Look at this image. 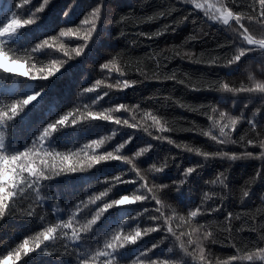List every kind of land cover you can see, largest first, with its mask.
I'll list each match as a JSON object with an SVG mask.
<instances>
[{"label": "trees", "instance_id": "obj_1", "mask_svg": "<svg viewBox=\"0 0 264 264\" xmlns=\"http://www.w3.org/2000/svg\"><path fill=\"white\" fill-rule=\"evenodd\" d=\"M14 2L18 3L20 0H0V17H3L5 13L11 15L8 11L10 8L13 11L16 10ZM42 2L43 0H31L27 7L34 11ZM225 2L233 11L242 12L248 10L250 0H236L235 4L231 0H225ZM97 3L99 0H52L45 11L39 14V25H33L20 38L16 47L23 51L47 36H58L60 28H76ZM104 3L106 8L102 15V31L94 45L91 46V50L82 57L71 59L69 64L61 69L62 75L52 78L50 82H42L49 87L51 115L47 110L42 114H32L30 127L25 128L24 125H20L14 129L13 146H19L23 150V145L30 138L32 131L40 128L42 123L54 120L77 106H81V112L86 115L82 105L90 101L87 96L81 97L79 93L82 88L91 86L97 79L103 81L99 91L101 93L109 91L110 95L89 110L100 111L120 103L130 108L133 105H139L138 109L130 112L122 111L112 114L129 119L130 122L142 127H148L152 136L169 137L175 143L169 144L167 140L163 142L153 140L142 130L122 128L114 139L101 147H87L91 140H99L111 135L115 126L106 121H96L83 128H76L74 131L69 129L67 133L58 134L56 151L62 154H68L69 150L72 153H78L72 156V160L77 167H80L82 162L85 170L76 173L65 172L47 181L48 187L45 192L49 199L42 206L35 203V196L32 194L12 204L5 217L0 219V260L7 255L8 251L17 248L26 238L29 240V246L35 247L38 234L44 228L58 222L59 219L67 220L71 212L75 211V204L81 200L87 201L88 197L99 196L101 192L111 188L107 196L96 201V205H90L94 213L96 206L103 207L104 203L119 199L121 195L145 194L143 189L137 191L144 181L138 180L135 172L130 171L131 165H126L121 161H107L88 168L87 158L91 155H103L106 152L133 157V154L139 148L145 147L147 143H152L154 148L146 155L135 158L134 163L146 178L149 186H155L153 194L162 201V211L165 216L171 217L170 224L176 230L177 235L181 232H191L193 228L198 229V235L192 236L194 241L192 245H187L186 236L182 237L189 252L198 257L197 244H199L204 249L206 264H221L230 256L238 254L231 246L232 244L242 249L245 245L248 248L254 245L264 246V244H256L259 237L264 235V178H257L255 175L258 168L264 169V162L258 159H242L235 162L212 159L205 162L202 157L187 151L188 148H200L210 153L226 151L239 155L245 150L240 144L221 145L203 135L205 132L218 135V129L212 128V121L202 114L204 112L224 124L229 120L227 118L220 120L221 111L225 112L227 117H234L240 116L243 109L247 119H254L258 122L257 132L260 136H256L246 120L238 123L234 131L230 128L225 130L231 131L232 139L235 140H239L241 136H245L246 140L257 141L264 138V111L253 117L256 108L264 109V101L256 95L234 94L220 90L225 83L230 87L239 88L242 82L247 86H251L256 81L264 82V53H251L242 58L238 65L225 67L228 59L236 52L232 46L233 31L210 21L204 15L203 10H194L192 5L177 3L176 0H104ZM201 3L212 11L210 5L219 6L220 0H201ZM166 10L171 11V15L147 22L149 15H157ZM63 11H70L71 23L64 22ZM122 16L127 17L123 22L120 21ZM185 16L188 17L187 20L183 19ZM21 18L24 19L27 16H21ZM244 22L257 37L264 35V32H261L257 26L248 25L246 20ZM169 24L173 25L175 31L171 28L164 31L165 26ZM232 28H236L234 22ZM85 30L86 26L81 27L82 32ZM158 31L164 34L152 39L148 38V35ZM139 33L148 35L141 36ZM192 36L196 39H191ZM56 43L64 44L65 51L74 56L72 50L77 44H82V41L60 37ZM185 53H192V58H186ZM212 58H215L217 63L210 66L208 61ZM51 59L62 61L67 57L63 53L38 54L37 57L21 58V63L24 64L25 69L33 63L37 68L47 67ZM109 60L117 63L123 75L115 71L111 75L107 71L101 72L99 65ZM40 61L44 63L41 64ZM173 74H175V80L164 79L165 76ZM7 75L0 73V93L13 95L17 90H26L28 81L25 77H18L16 83L12 84L4 82ZM249 75L254 78L252 81H249ZM125 79L137 83L123 91L107 88L108 84L116 85L118 81L122 83ZM180 80L184 83H179ZM192 88L203 90L193 91ZM180 104L185 107H180ZM245 104L248 105L246 109ZM212 108H216L217 111L212 112ZM151 115H156L165 128H172L174 131L161 133L153 126ZM133 132L135 133L133 141L120 153H116L114 151L116 146ZM177 144L180 147H176ZM247 150L254 154H259L261 151L259 147L251 146ZM44 158L49 160L50 165L59 166V157ZM164 162H167L169 167L163 173L154 174L149 170L153 163L160 167ZM197 163L203 166L192 174L186 185L180 189L184 193L180 199L176 197L175 186L159 187L160 185H172L174 181L178 184L184 178L182 176L184 169ZM221 172L228 176L226 188L208 183ZM121 173L126 174L121 176ZM46 174L53 175L52 172ZM115 176H121L124 181L135 180L136 183L116 184L112 181ZM244 190L250 192L249 197H243ZM204 193H208L211 197L202 206L205 214L189 220V211L201 204ZM221 197L223 204L220 211L208 214L209 208H215L221 203ZM54 207L60 211L54 212ZM157 207L160 206L151 199L128 206H114L98 222L97 237L101 243L97 244V237H92L83 246L101 247L105 238L110 240L117 232L121 235L134 234L137 226L141 231L155 227L157 222L149 220L148 217L159 215L155 211ZM145 208L149 211L139 220H129L130 216H136L137 212H142ZM33 209L35 214L29 216L27 213ZM229 212L233 214V217H238L230 221V232L225 231L228 227L225 217ZM42 216L44 220L40 219ZM252 217L255 219L253 220ZM89 218H91L90 215L78 216L79 223L75 226L79 228ZM125 221L129 223L125 224ZM160 223L163 224V221ZM253 227L255 231L252 230ZM205 233H211V239H203ZM164 236V232H153L144 236L137 245L128 246L120 264H132L133 259L138 255L137 249H146L153 243L159 242ZM45 244L48 245L46 252L51 254L33 252L24 257L22 253V261H18L17 264H76L75 255L66 254V248L69 252L72 251V245L67 241L57 240L45 242ZM168 247H173L174 252L163 255ZM156 257L169 259L170 264L172 262L201 264L198 259L193 260L192 257L185 256L176 248L173 238L166 240L155 251L153 258ZM234 264H248V262L239 261ZM257 264L261 262L257 261Z\"/></svg>", "mask_w": 264, "mask_h": 264}, {"label": "snow or ice", "instance_id": "obj_2", "mask_svg": "<svg viewBox=\"0 0 264 264\" xmlns=\"http://www.w3.org/2000/svg\"><path fill=\"white\" fill-rule=\"evenodd\" d=\"M52 2V0H43L39 7L35 8L34 11L27 7L30 5L31 0H20V2H14L13 11L11 8L8 10L11 15L5 13L3 17H0V73L3 74H12L7 75L5 83L11 82L15 84L18 77H25L28 81L26 85V90H17L13 95H7L6 93H0V219L4 218L7 210L12 207L18 199L27 198L29 194L35 196V203L38 205H44L47 203L49 197L45 192V189L48 187L46 184L47 181H50L54 176H60L65 172L76 173L78 171H84L83 163L81 166L77 167L76 163L73 162L72 156L78 153H72L69 150L68 154H62L59 151H56L57 136L61 133H67L69 129L73 131L76 128H83L86 125L95 123L96 121H106L110 122L115 127L112 129L111 135L102 137L101 139H93L90 141L87 147L95 146L96 148L101 147L103 144L107 143L109 140L114 139L122 128L142 130L152 137L153 140L161 141L167 140L169 144L175 143L171 138L164 137L162 135L152 136V133L149 131L148 127H142L141 125L130 122L129 119L121 118L120 116L113 115L112 113L119 112H130L133 109H138L139 105H133L131 108L124 104H116L112 108L103 109L100 111H92L90 108L99 105L100 102L110 95L109 91H99L103 83L102 80L97 79L91 86L84 87L81 89L79 95L81 97L87 96L90 103L82 105L86 115L81 112V106H77L71 111L61 114L58 118L54 120H49L47 123H42L40 128H36L31 132L30 138L23 145V150L19 146H13L15 141V132L14 129L20 125H24L25 128L30 127L31 116L34 113H43L45 110L48 111L49 115L52 113V109L49 107L51 101L49 99V87L46 83L58 75H62L61 69L69 64L71 59L75 57H82L86 52L91 50V46L94 45L96 38H98L100 32L102 31V15L105 11L104 0H99V3L85 16L84 19L80 21V25L76 28L66 27L60 28L58 36H47L46 38L35 43L30 48H25L23 51H20L16 45L19 43V40L24 36L28 30L32 28L33 25H39L40 22V13H43L47 6ZM177 3L181 4H190L193 6L194 10H203L204 15L213 23H219L233 31L234 41L233 47L236 49L235 54L228 59L225 67H231L232 65H238L242 58H245L251 53L259 52L264 53V35L257 37L250 31V27L246 26L245 20L248 22V25L257 26L261 32H264V0H250L248 3V10L242 12H235L225 0H220L219 6L212 5V11H209L206 8L205 4L201 3V0H176ZM233 4L236 3V0H231ZM239 7V5H237ZM174 10V9H173ZM27 16V18L22 19L21 16ZM171 15V11H163L157 15H149L147 17V22L158 20L161 17ZM64 22L66 24L71 23L70 11H63ZM127 19L126 16H122L120 21L123 22ZM187 20L188 17L183 18ZM233 22L236 25V28H232ZM86 26L85 31H81V27ZM169 28L172 31H175V28L172 24L166 25L164 31L166 32ZM164 32L158 31L152 35L145 33H139V35L144 36L148 35L149 39L163 35ZM123 35V33H121ZM73 38L75 40L82 41V44H77V46L72 50L74 56L70 55L65 51L64 44H57L56 41L58 38ZM191 39H196L195 36H192ZM10 53L12 55H10ZM49 53H63L67 59L58 60L51 59L47 67L37 68L36 64L33 63L30 67L22 69V67H15L14 65L21 64V58H27L29 56L37 57L38 54H49ZM192 53H185L184 56L188 59L192 58ZM43 64V61H40ZM209 65H215L217 63L215 58H212L208 61ZM101 72L107 71L109 75L112 72H117L119 75H123L120 72V69L117 67V63L109 60L107 62L101 63L99 65ZM159 78V77H157ZM164 79L175 80V74L171 76H165ZM249 81H252L254 78L249 75ZM135 81L130 82L125 79L121 82H117L116 85L108 84V89H117L119 91L126 90L130 87L135 86ZM179 83L183 84L184 81L180 80ZM193 91H199L203 89L192 88ZM221 91L231 92L234 94L237 93H247L250 96L256 95L262 101H264V82L256 81L251 86L241 84V87L235 88L230 87L229 84L225 83L221 86ZM94 94V95H89ZM180 107H185V105L180 104ZM247 104L244 105L246 109ZM212 112H216V108L211 109ZM264 109L258 107L253 112V117L260 114ZM207 116L208 120L212 121V128L218 129V135L212 134L211 132H205L203 135L209 137L212 141L221 144H240L244 147V152L241 154L229 153L226 151H220L215 153H210L207 151H202L200 148H188L187 151L193 153L194 155L200 156L206 162L212 159H225L231 162L242 159H258L264 162V138L257 140L247 139L245 136H241L239 140L232 139L231 131H226V128H230L232 131L236 129L238 123L245 121L250 125L251 130L256 133V136L259 137L260 133L257 132L258 122L254 119H247L244 110H241L240 116L227 117L226 113L221 111L219 113L220 120H229L228 123L221 124L219 120H215L212 115L207 112L202 113ZM151 120L153 126L158 128L161 133L164 131L172 132L174 129L165 128L161 124L160 118L156 115H151ZM167 123V121H165ZM135 133L127 135L122 143H119L114 151L120 153L121 150L131 143L134 139ZM259 147L261 151L259 154H254L247 150V148ZM176 147H180L179 144ZM154 148L152 143H147L145 147L139 148L133 154V157H129L122 154L114 155L113 152H106L103 155H91L88 156L87 167L91 168L93 165H99L102 162L107 161H121L126 165H131L130 171L135 172L136 177L144 183L139 185L137 191L141 189L145 190L143 195H121L119 199H113L111 202L104 203L103 207L96 206L94 213L90 208V205H96V201L101 200L102 197L108 195V192L111 191V188L107 189L104 192H101L99 196H90L87 201H79L75 204V211L71 212L67 220L59 219L58 222L44 228L37 236L35 241V247L29 246V240L26 238L21 244L13 251H8L7 255L0 260V264H17L18 261H22V253L24 257H27L33 252H38L42 254H51L47 253L46 249L48 247L45 242H55L57 240L67 241L72 245V251L69 252L66 248V254L75 255L76 264H120V260L124 258L125 252L128 246L137 245L144 236L149 235L153 232H164L165 236L157 243H153L150 247L139 250L137 249L138 255L133 259L132 264H170L169 259H161L160 257L153 258L155 251L161 247L166 240L173 238L176 243V248L184 253L185 256L192 257L193 260L201 262V264H206L204 249L197 244L199 249V255H195L192 252L188 251V247L185 245V241L182 237H187V245H192L194 243L192 236L194 234L198 235V229L193 228L191 232L184 233L181 232L180 235H177L176 230L171 226L170 220L171 217L165 216L162 211L163 203L160 199L153 194V187H150L146 178L141 174L139 168L136 167L134 163L135 158L142 157L149 153L150 150ZM52 158L55 159L59 157V166L55 164H49V160L45 159ZM203 164L197 163L196 165L189 166L184 169L181 179L178 184L173 182L172 185H160V188H168L175 186L176 197L180 199L184 193L180 189L186 185L188 179L192 174L196 173ZM169 167L167 162H164L160 167H157L155 163L150 165V171L154 174L163 173L166 168ZM47 172H52L53 175H47ZM126 173H121L125 175ZM257 178H264V169L258 168L255 173ZM121 176H115L112 178V181H115L116 184L120 183H136L133 181H124L121 179ZM228 176L221 172L217 177L208 183L218 184L223 187H227ZM110 182V181H106ZM152 194V195H149ZM250 192L248 190L243 191V197H249ZM149 199L154 200L157 205L155 211L159 215L149 216V220L157 222L155 227H149L144 231H141L139 226L136 227L134 234L121 235L117 232L111 237V239L105 238L103 240L101 247L91 248L85 245V242L91 239L92 237H97L98 222L105 217V214L108 213L110 209H113L114 206H128L136 204L137 202L148 201ZM211 197L208 193H204L201 204L196 206L194 210H190L188 213L189 220L198 217V215L205 214L203 209V204L207 202ZM223 204V198L221 197V203L215 208H209L207 210L208 214L220 211ZM54 212H59L60 209L53 208ZM148 209H143L142 212H137L136 216L129 217V220H139L142 216L148 213ZM29 216L35 214V210H30L27 213ZM91 218L86 219L84 223L80 225L79 228L75 224L79 223L78 216H88ZM234 218L233 214L229 212L225 217V221L228 222V227L225 231L231 229L230 221ZM41 220L45 218L40 217ZM184 219V217H180ZM254 220L255 218L252 217ZM163 221V224L160 223ZM129 221H125V224H128ZM255 231V227L252 228ZM211 233H205L203 239H211ZM171 242V241H170ZM214 242V241H213ZM96 243L100 244V239L97 237ZM256 244H264V235H261L256 242ZM44 247H41V246ZM83 246V247H82ZM236 249L237 255L230 256L227 260L222 261L221 264H234V262L247 261L248 264H257V261L264 264V246H253L248 248L247 245L244 246V249L237 247L236 244L231 245ZM246 249V250H245ZM174 252L173 247H168L166 253L163 255L171 254ZM183 259V258H182ZM176 264V262H172Z\"/></svg>", "mask_w": 264, "mask_h": 264}, {"label": "rangeland", "instance_id": "obj_3", "mask_svg": "<svg viewBox=\"0 0 264 264\" xmlns=\"http://www.w3.org/2000/svg\"><path fill=\"white\" fill-rule=\"evenodd\" d=\"M210 6H212V5H210ZM15 67H22V69H25V67H24V64L23 63H21L20 65H14Z\"/></svg>", "mask_w": 264, "mask_h": 264}]
</instances>
